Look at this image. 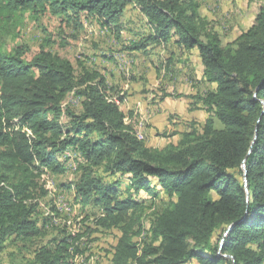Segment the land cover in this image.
Returning <instances> with one entry per match:
<instances>
[{
  "label": "trees",
  "instance_id": "1",
  "mask_svg": "<svg viewBox=\"0 0 264 264\" xmlns=\"http://www.w3.org/2000/svg\"><path fill=\"white\" fill-rule=\"evenodd\" d=\"M129 5L150 28L130 50L174 40L197 51L204 81L215 85L190 97L209 114L201 130L190 125L162 149L136 138L108 99L104 76L82 65L76 74L48 50L45 30L29 61L22 47H5L26 19L44 15L73 20L75 29L83 17L119 34ZM199 8L197 0H0V252L12 237L41 235L33 216L48 193L47 175L64 174L59 158L72 150L84 161L69 187L75 201L100 212L97 230L119 233L111 264H264V5L252 26L225 45ZM70 94L82 99L79 114L62 108ZM158 191L167 204L145 228L146 207L136 196L155 199ZM78 240H53L30 264H74Z\"/></svg>",
  "mask_w": 264,
  "mask_h": 264
},
{
  "label": "rangeland",
  "instance_id": "2",
  "mask_svg": "<svg viewBox=\"0 0 264 264\" xmlns=\"http://www.w3.org/2000/svg\"><path fill=\"white\" fill-rule=\"evenodd\" d=\"M197 1L200 15L207 21L208 28L219 35L223 45L251 27L264 5V0ZM80 20L82 28L75 29L73 20L60 23L50 15L41 16L38 21L26 19L17 39L6 40L5 47L7 50L22 47L26 50L24 58L29 61L44 43L45 30L52 40L48 50L68 60L76 74L80 73L82 65L104 76L108 99L118 105L125 115V124L148 148L162 149L176 144L173 136L177 134L179 138L180 132L187 131L190 125L201 130L209 114L190 97L211 91L214 86L204 81L194 53L179 49L173 41L130 50L131 42L140 41L150 32L145 18L134 5L125 9L119 34L114 28H102L83 17ZM81 102V98L70 94L62 108L79 114ZM67 121L68 118L62 116L61 123ZM215 127H220L216 121ZM59 159L67 170L62 175H47L48 193L38 200L39 208L33 216L41 235L30 241L9 239L0 252V264H30L39 247L52 245L53 240L64 236H79L75 246L80 253L74 258V264H111L119 233L97 230L94 222L100 212L90 206L83 208L74 199L73 187L69 188L78 180V165L84 161L72 150ZM96 172L104 183L110 184L109 175L102 169ZM136 198L145 204L142 223L148 228L152 214L163 210L167 198L160 191L155 199L144 192Z\"/></svg>",
  "mask_w": 264,
  "mask_h": 264
},
{
  "label": "crops",
  "instance_id": "3",
  "mask_svg": "<svg viewBox=\"0 0 264 264\" xmlns=\"http://www.w3.org/2000/svg\"><path fill=\"white\" fill-rule=\"evenodd\" d=\"M150 30V29H149ZM171 41H173L174 42V40H171ZM170 41V42H171ZM172 42V43H173ZM169 43V42H168ZM168 43H166V44H168ZM175 44V43H174ZM162 45H164V44H160V45H156V46H162ZM176 45V44H175ZM178 47V46H177ZM179 49H181V50H183V51H185L183 48H180V47H178ZM186 52H189V53H194L195 54V56L197 57V59H198V61H199V63H200V59H199V57H198V55H197V51H195V50H191V51H188V50H186ZM200 65V67L202 68V66H201V63L199 64ZM201 74H202V69H201ZM213 86H214V88H215V85L214 84H212ZM185 120H187V119H185ZM183 132V131H182ZM182 132H180V133H182ZM174 138V140L175 141H177L178 142V140H179V138H178V136H177V134L175 135V136H173ZM173 144V143H172ZM65 166H66V164H65ZM66 169H67V167H66Z\"/></svg>",
  "mask_w": 264,
  "mask_h": 264
},
{
  "label": "water",
  "instance_id": "4",
  "mask_svg": "<svg viewBox=\"0 0 264 264\" xmlns=\"http://www.w3.org/2000/svg\"><path fill=\"white\" fill-rule=\"evenodd\" d=\"M256 134H257V130H255V134H254V140H253L252 144L255 142V139H256ZM249 152H250V151H249ZM242 169H243V172H244V177H245V169H244V164H242ZM244 183H245V185H246L245 178H244ZM222 242H223V241H221L220 249H221V247H222ZM220 249H219V250H220ZM224 257H225V256H224Z\"/></svg>",
  "mask_w": 264,
  "mask_h": 264
},
{
  "label": "bare ground",
  "instance_id": "5",
  "mask_svg": "<svg viewBox=\"0 0 264 264\" xmlns=\"http://www.w3.org/2000/svg\"><path fill=\"white\" fill-rule=\"evenodd\" d=\"M107 31V30H106Z\"/></svg>",
  "mask_w": 264,
  "mask_h": 264
},
{
  "label": "built area",
  "instance_id": "6",
  "mask_svg": "<svg viewBox=\"0 0 264 264\" xmlns=\"http://www.w3.org/2000/svg\"><path fill=\"white\" fill-rule=\"evenodd\" d=\"M67 156V155H66Z\"/></svg>",
  "mask_w": 264,
  "mask_h": 264
}]
</instances>
